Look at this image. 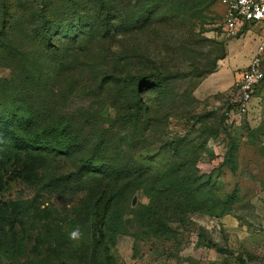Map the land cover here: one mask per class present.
Returning a JSON list of instances; mask_svg holds the SVG:
<instances>
[{
  "label": "rangeland",
  "instance_id": "374dc122",
  "mask_svg": "<svg viewBox=\"0 0 264 264\" xmlns=\"http://www.w3.org/2000/svg\"><path fill=\"white\" fill-rule=\"evenodd\" d=\"M217 2L0 0V264H264Z\"/></svg>",
  "mask_w": 264,
  "mask_h": 264
},
{
  "label": "built area",
  "instance_id": "2783aa9c",
  "mask_svg": "<svg viewBox=\"0 0 264 264\" xmlns=\"http://www.w3.org/2000/svg\"><path fill=\"white\" fill-rule=\"evenodd\" d=\"M223 33L230 39L250 40L253 54L235 84L239 112H248L255 90L264 82V0H223Z\"/></svg>",
  "mask_w": 264,
  "mask_h": 264
},
{
  "label": "crops",
  "instance_id": "0c3cea01",
  "mask_svg": "<svg viewBox=\"0 0 264 264\" xmlns=\"http://www.w3.org/2000/svg\"><path fill=\"white\" fill-rule=\"evenodd\" d=\"M217 10L220 12L219 14L221 16L225 13V5L222 1L218 0L217 2ZM254 43H252L250 40H235L230 41L228 45V52H227V58L228 61V67L229 69L236 70L235 75L232 74V77L234 79L239 78V74L244 66H246L253 54L254 51ZM225 73V72H224ZM236 80V81H237ZM235 81V80H234Z\"/></svg>",
  "mask_w": 264,
  "mask_h": 264
},
{
  "label": "clouds",
  "instance_id": "9594fccd",
  "mask_svg": "<svg viewBox=\"0 0 264 264\" xmlns=\"http://www.w3.org/2000/svg\"><path fill=\"white\" fill-rule=\"evenodd\" d=\"M70 238L73 240H79L81 238V233L77 229L70 234Z\"/></svg>",
  "mask_w": 264,
  "mask_h": 264
},
{
  "label": "water",
  "instance_id": "95a60500",
  "mask_svg": "<svg viewBox=\"0 0 264 264\" xmlns=\"http://www.w3.org/2000/svg\"><path fill=\"white\" fill-rule=\"evenodd\" d=\"M134 202H135V198H133V200H132V204H134Z\"/></svg>",
  "mask_w": 264,
  "mask_h": 264
}]
</instances>
